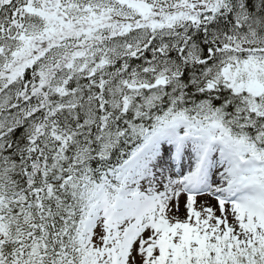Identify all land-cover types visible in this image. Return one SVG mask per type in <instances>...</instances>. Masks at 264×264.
<instances>
[{
    "label": "snow or ice",
    "instance_id": "snow-or-ice-1",
    "mask_svg": "<svg viewBox=\"0 0 264 264\" xmlns=\"http://www.w3.org/2000/svg\"><path fill=\"white\" fill-rule=\"evenodd\" d=\"M0 264H264V0H0Z\"/></svg>",
    "mask_w": 264,
    "mask_h": 264
}]
</instances>
